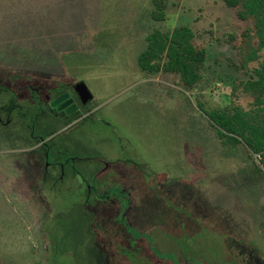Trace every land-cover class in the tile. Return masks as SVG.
<instances>
[{
	"label": "rangeland",
	"instance_id": "obj_1",
	"mask_svg": "<svg viewBox=\"0 0 264 264\" xmlns=\"http://www.w3.org/2000/svg\"><path fill=\"white\" fill-rule=\"evenodd\" d=\"M153 8L0 0V264H264V167L205 113L253 107L225 40L243 23L220 0H167L162 21ZM178 25L206 48L191 90L136 63L151 30ZM51 30L77 55L47 50ZM78 82L88 102L53 110Z\"/></svg>",
	"mask_w": 264,
	"mask_h": 264
},
{
	"label": "trees",
	"instance_id": "obj_2",
	"mask_svg": "<svg viewBox=\"0 0 264 264\" xmlns=\"http://www.w3.org/2000/svg\"><path fill=\"white\" fill-rule=\"evenodd\" d=\"M220 1L232 9L234 17L243 23L239 34L229 33L225 40L236 52L235 67L247 75V78L238 85L244 93L252 97L253 107L245 109L240 105L229 103L215 109H206L205 113L221 146L237 147L242 144L250 157L256 158L264 167V58H260V53L264 51V0ZM152 2L154 8L150 13L151 18L155 21L165 20L167 0H152ZM77 36L84 40L86 35ZM59 38L60 36L53 30L45 31L43 37L44 42H47L45 48L55 56L57 53L66 56L67 52H75L74 55H77L75 48L79 49L81 45L77 47L74 43L72 49L68 50L65 44L63 46L57 43ZM205 61L206 48L196 43L195 33L188 25H178L170 32L151 30L146 35L144 48L136 56L137 66L143 73L175 74L179 83L187 90L195 88L202 80L201 68ZM254 61L258 62L257 65L249 68L250 63ZM239 86L236 84L233 89ZM15 106V101L11 99L5 111ZM198 106L203 105L198 103ZM37 142H42L40 146H44L48 140L46 137H41Z\"/></svg>",
	"mask_w": 264,
	"mask_h": 264
},
{
	"label": "flooded vegetation",
	"instance_id": "obj_3",
	"mask_svg": "<svg viewBox=\"0 0 264 264\" xmlns=\"http://www.w3.org/2000/svg\"><path fill=\"white\" fill-rule=\"evenodd\" d=\"M78 97V99H77ZM56 100V105L52 106L51 108L55 111L63 112V113H74L78 111L80 106H84L88 101L83 103L78 95V93L75 91L74 87H72V90L66 89L56 95L54 97ZM81 103V104H80Z\"/></svg>",
	"mask_w": 264,
	"mask_h": 264
},
{
	"label": "water",
	"instance_id": "obj_4",
	"mask_svg": "<svg viewBox=\"0 0 264 264\" xmlns=\"http://www.w3.org/2000/svg\"><path fill=\"white\" fill-rule=\"evenodd\" d=\"M74 89L78 93V95H79V97L83 103H85L86 101H88L91 98V94L89 93V91L87 90V88L83 82L76 83L74 85ZM52 105L55 106L56 101H54L52 103Z\"/></svg>",
	"mask_w": 264,
	"mask_h": 264
},
{
	"label": "crops",
	"instance_id": "obj_5",
	"mask_svg": "<svg viewBox=\"0 0 264 264\" xmlns=\"http://www.w3.org/2000/svg\"><path fill=\"white\" fill-rule=\"evenodd\" d=\"M19 175H21V177H22V174L20 173ZM35 173H32V177L34 176L35 177ZM38 179V178H37ZM11 189V188H10Z\"/></svg>",
	"mask_w": 264,
	"mask_h": 264
}]
</instances>
